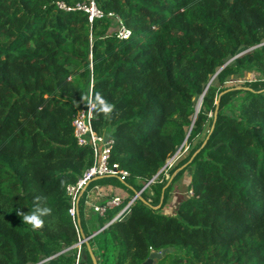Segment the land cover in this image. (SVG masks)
<instances>
[{"label": "trees", "instance_id": "16d2710c", "mask_svg": "<svg viewBox=\"0 0 264 264\" xmlns=\"http://www.w3.org/2000/svg\"><path fill=\"white\" fill-rule=\"evenodd\" d=\"M85 1L0 0V264H76L67 187L93 153L72 122L90 90L113 105L95 110L93 127L114 139L111 161L130 176L93 181L81 197L80 234L109 225L80 264L93 261L88 247L98 264L162 251L154 264H264V0H96L103 17L92 23L57 7ZM248 73L261 79L228 86ZM156 177L120 219L112 209L86 220L95 186L134 196ZM180 182L186 193L165 212ZM36 206L51 211L34 230L17 210Z\"/></svg>", "mask_w": 264, "mask_h": 264}, {"label": "built area", "instance_id": "2783aa9c", "mask_svg": "<svg viewBox=\"0 0 264 264\" xmlns=\"http://www.w3.org/2000/svg\"><path fill=\"white\" fill-rule=\"evenodd\" d=\"M59 10L64 12L71 11H83L89 15V21L92 23L94 19L103 17V13L98 9L96 0H86L83 3H78L74 6H70L65 2L57 3ZM112 16V15H110ZM131 36V32L124 26L118 31V38L121 40H127ZM93 101L92 91L88 99L84 102L83 107L75 116L72 127L74 129V136L76 138L79 147H89L93 153V165L88 168L83 176L75 183L67 187V195L70 198L71 207L69 209V215L71 216L73 223L79 235V242L74 246L78 250L76 257V264H80L82 248L85 244L92 239L91 237H84L80 233V221L78 218V211L80 205V199L91 182L94 179L105 178V177H115L120 180V182H125L130 173L122 168L119 163L111 161L113 148L115 145L114 139L106 137L104 135L98 134L93 127V120L95 115V109L89 105V102ZM156 178L148 182L145 187L134 196L130 197L128 202L125 204L124 199L121 197H111L104 198L100 201L91 200L92 190L99 189L98 186L92 188L86 196L85 208L89 207L95 214L100 217H105L107 212L112 209H119V213L114 220L120 219L125 213H128L131 206L140 198L141 194L145 189H147ZM88 264H98L97 260H93L92 263Z\"/></svg>", "mask_w": 264, "mask_h": 264}, {"label": "crops", "instance_id": "0c3cea01", "mask_svg": "<svg viewBox=\"0 0 264 264\" xmlns=\"http://www.w3.org/2000/svg\"><path fill=\"white\" fill-rule=\"evenodd\" d=\"M188 176V174L186 175ZM182 183L183 187H184V183ZM179 183V184H180ZM178 184V183H177ZM173 185L172 188V192L170 194V199L168 200V203L166 204L165 208V212L169 209L171 211H175L177 209V205L180 203V201L182 200V195L184 193H175V186L177 185ZM99 189H95L92 190L91 193V200H95L96 201H100L104 198H111V197H121L124 199V201L129 200L130 197L133 196V194L129 193L126 189L121 188L119 186H115V185H105V186H98ZM125 203V202H124ZM90 208L86 207L85 208V216H86V220L88 219H92L94 217V213L92 212V210H89ZM98 235V234H97ZM92 238L95 237L93 236V234L91 235ZM90 236V237H91ZM88 251L90 253V255L92 256V260L93 258H95L97 260V255L95 254V248H90L88 247Z\"/></svg>", "mask_w": 264, "mask_h": 264}, {"label": "clouds", "instance_id": "9594fccd", "mask_svg": "<svg viewBox=\"0 0 264 264\" xmlns=\"http://www.w3.org/2000/svg\"><path fill=\"white\" fill-rule=\"evenodd\" d=\"M89 105L96 110L98 115L104 114L108 115L113 110V105L108 103L100 94H96L94 101H90ZM37 199H40L37 197ZM51 210L47 207L36 206L30 213H22L17 210V215H22L23 222L32 229H40L43 225V217L45 214H48Z\"/></svg>", "mask_w": 264, "mask_h": 264}, {"label": "rangeland", "instance_id": "374dc122", "mask_svg": "<svg viewBox=\"0 0 264 264\" xmlns=\"http://www.w3.org/2000/svg\"><path fill=\"white\" fill-rule=\"evenodd\" d=\"M239 80H236L234 83H232V82H230V83H228V86H233L234 84L236 85V86H239L238 88H242V87H245L246 88V83H251V82H255V81H257V80H260L261 78H260V76H258V75H256L255 73H248V74H246L245 75V77H243V78H238ZM215 84L217 85V81L215 82ZM202 139L203 138H201L200 140H198L199 142H201L202 141ZM196 143V142H195ZM194 143V144H195ZM190 151V147H189V145L187 146L186 145V147L182 150V148L176 153V155L173 157V158H171V159H169L168 160V167L166 168L167 170H169V168L171 167V168H173V167H175L176 165H177V163L179 162V161H181L185 156H186V154H187V152H189ZM175 174H177V172L176 173H174V175ZM173 175V176H174ZM170 173H167L166 172V178L168 179V178H170ZM156 179H157V177H156ZM175 193H179V192H181V193H186V188L185 187H183V185H182V183H178L176 186H175V191H174ZM189 195H193V191L191 190V191H189Z\"/></svg>", "mask_w": 264, "mask_h": 264}, {"label": "water", "instance_id": "95a60500", "mask_svg": "<svg viewBox=\"0 0 264 264\" xmlns=\"http://www.w3.org/2000/svg\"><path fill=\"white\" fill-rule=\"evenodd\" d=\"M253 49H254V48H252V49H250V50H248V51H245L244 53H242V54L236 56L234 59L239 58L240 56H242V55H244V54H246V53L252 51ZM223 68H225V66H223L222 69H223ZM222 69H221V70H222ZM221 70H220V71H221ZM220 71H219V72H220ZM215 77H216V75H215ZM219 101H220V98L217 100V106H219ZM201 104H202V99H201L200 102H199V108H198V110H197L196 115H197L198 112H199V109H200V107H201ZM217 113H218V107H217V109H216L215 115H216ZM188 137H189V135L187 136V138H188ZM186 141H187V139L185 140V143H186ZM167 167H168V162L166 163L165 167L161 170V172H163ZM98 179H100V178H98ZM98 179H94V181H96V180H98ZM110 224H111V223H110ZM108 225H109V224H108ZM108 225H106L103 229H100L99 231L95 232V233L93 234V236H96L97 234H99V233H100L101 231H103ZM165 253H166V251H162V252H160V253H158V252H157V253H153V254H151L150 258H149L146 262H144L143 264H154L156 261L162 259L163 256L165 255ZM93 260H96V259L93 258Z\"/></svg>", "mask_w": 264, "mask_h": 264}, {"label": "bare ground", "instance_id": "6f19581e", "mask_svg": "<svg viewBox=\"0 0 264 264\" xmlns=\"http://www.w3.org/2000/svg\"><path fill=\"white\" fill-rule=\"evenodd\" d=\"M198 108H199V104H198Z\"/></svg>", "mask_w": 264, "mask_h": 264}]
</instances>
